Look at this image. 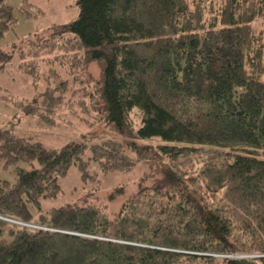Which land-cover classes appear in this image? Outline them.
<instances>
[{"label":"trees","instance_id":"trees-1","mask_svg":"<svg viewBox=\"0 0 264 264\" xmlns=\"http://www.w3.org/2000/svg\"><path fill=\"white\" fill-rule=\"evenodd\" d=\"M75 5L76 17L31 43L20 62L55 52L47 62L65 63L73 81L56 74L22 107L51 124L92 113L114 136L55 148L0 127V168L14 175L0 178V264H264V0ZM15 21L1 1L0 36ZM10 59L0 49V69ZM151 139L159 141L141 143ZM154 155L169 163L115 217L96 203L40 211L39 198L56 195L73 164L85 177L93 163L127 171ZM196 162L219 174L214 187L191 172ZM248 253L260 255L238 256Z\"/></svg>","mask_w":264,"mask_h":264},{"label":"rangeland","instance_id":"rangeland-1","mask_svg":"<svg viewBox=\"0 0 264 264\" xmlns=\"http://www.w3.org/2000/svg\"><path fill=\"white\" fill-rule=\"evenodd\" d=\"M1 1L13 8L17 21L12 23L0 36V49L11 53V59L3 63V67L0 69V127L10 129L15 135L39 141L45 147L55 148L71 140L91 144L112 138L114 135L99 123L92 113L66 114L58 117L56 122L51 124L45 122L38 113L26 111L22 107L24 104H31L34 96L43 92L47 85L53 86L56 74L61 79L73 81L64 71L65 63L58 64L55 61L49 64L47 62L55 52L45 56L48 57L47 61H43L40 56L35 65L27 63L23 69L20 62L23 60L21 52L25 53L28 47H31V43L34 44L35 40L41 39L51 40L56 25L67 23L76 17L75 0ZM25 12H28V15L25 16ZM69 36H71L70 33L65 34L66 38ZM30 58L34 59L28 54L25 60L29 61ZM86 70L95 77L99 72L94 61L90 62ZM130 116L134 125L137 126L139 124L138 111L134 109ZM158 141V139H151L141 141V143L154 146ZM154 156L149 161L136 160L134 166L127 171L102 172L93 163L89 166L85 177L73 164L65 174L57 177L60 187L58 193L54 196L39 198L40 211L46 213L48 209L68 202L96 203L104 209L108 217H115L119 213L121 205L137 191L139 184L148 185L154 178L152 174L150 175L154 172V167L169 163L167 158ZM201 167L202 164L196 162L191 172L201 175L199 179L203 184L211 186L210 188L214 187L219 174L206 166ZM13 176L12 167L0 168V178L12 179ZM31 210L34 216L30 222L36 223L38 211L35 207H31ZM8 220L21 225L33 226L16 219ZM68 250L75 254V248ZM259 255L248 253L238 256L255 257Z\"/></svg>","mask_w":264,"mask_h":264}]
</instances>
